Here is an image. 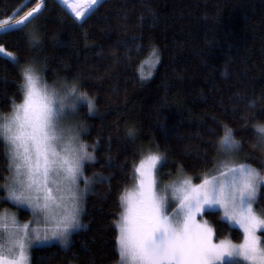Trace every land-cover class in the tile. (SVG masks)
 I'll use <instances>...</instances> for the list:
<instances>
[{
  "label": "trees",
  "instance_id": "16d2710c",
  "mask_svg": "<svg viewBox=\"0 0 264 264\" xmlns=\"http://www.w3.org/2000/svg\"><path fill=\"white\" fill-rule=\"evenodd\" d=\"M37 3L0 0V21L20 18ZM42 6L30 22L0 32V45L21 65H43L51 85L79 79L95 105L90 113L87 102L78 101L80 135L96 159L83 165L91 183L82 227L67 248L34 247L31 264H117L115 222L120 195L135 182L134 165L150 152L163 153L160 186L216 175L212 159L222 124L241 142L238 156L264 174V142L258 143L255 127L264 125V0H99L79 20L60 0ZM21 83L17 67L0 57V124L13 113V102L23 101ZM9 163L0 140V185L10 176ZM254 209L264 215V191ZM4 211L29 216L6 197ZM203 217L216 241H242L243 232L215 210Z\"/></svg>",
  "mask_w": 264,
  "mask_h": 264
},
{
  "label": "snow or ice",
  "instance_id": "6c2138e0",
  "mask_svg": "<svg viewBox=\"0 0 264 264\" xmlns=\"http://www.w3.org/2000/svg\"><path fill=\"white\" fill-rule=\"evenodd\" d=\"M61 2L78 20L85 14L74 0ZM95 3L96 0H88L89 8ZM40 7L37 4L25 13L16 26L30 22ZM12 27L7 21H0V30ZM29 42L39 46L34 34H30ZM0 57L17 67L24 96L21 104L13 102V114L5 116L0 124V140L10 161V176L4 177L6 182L0 187L8 201L26 204L34 215L39 212L46 220L51 217L56 221L43 234L35 227L29 233L28 224H18L14 216H0V229H11L8 257L5 245L0 243V264H25L27 250L33 243L56 239L66 244L71 232L80 227L82 196L91 183L83 177V160L96 157L80 141L77 126L66 121L77 101H86L90 113L95 105L80 90L78 78L61 79L59 87L55 82L50 86L43 80V65L38 68L30 60L21 65L19 56L6 51L3 45ZM254 106L255 102L249 101V107ZM242 119L247 122L249 117ZM220 127L223 135L212 159L216 175L206 176L198 184L183 178L161 187L157 175L167 157L159 151L150 152L134 165L136 188L121 193L122 212L115 222L120 264H264V239L258 235L264 234V215L254 209L258 193L264 191V174L238 156L242 145L234 138L233 129L223 124ZM255 127L258 143L264 142V125ZM127 135L134 138L135 130L129 128ZM178 171L182 172V167ZM81 177L84 189L79 188ZM4 201L5 197H0V202ZM54 204L63 208L58 218L52 214ZM208 210H215L220 220L238 225L243 232L242 241H214V228L202 219Z\"/></svg>",
  "mask_w": 264,
  "mask_h": 264
},
{
  "label": "rangeland",
  "instance_id": "374dc122",
  "mask_svg": "<svg viewBox=\"0 0 264 264\" xmlns=\"http://www.w3.org/2000/svg\"><path fill=\"white\" fill-rule=\"evenodd\" d=\"M61 1V0H60ZM99 0H96V3L93 5V6H95L96 4H97V2H98ZM74 2H75V4H76V6L77 7H81V8H83L84 10H85V13H87L91 8H89V4H88V0H74ZM44 3V0H38V3L37 4H41V7L39 8V9H37V12H39L41 9H42V4ZM37 4L33 7V8H36V6H37ZM65 5V4H64ZM66 7H67V5H65ZM33 8H31V9H33ZM68 8V7H67ZM30 9V10H31ZM68 9H70V8H68ZM29 10V11H30ZM71 10V9H70ZM29 11H27V12H29ZM72 11V10H71ZM26 12V13H27ZM37 12H35V13H33V16L37 13ZM25 15V14H24ZM24 15H22V17H24ZM22 17H20V18H17V19H13L12 18V20L10 21V22H8V25H11V26H13L12 28H15V27H17L16 26V21H19ZM82 17H83V15H82ZM4 21H6V20H4ZM11 29V28H10ZM6 30H9V29H6ZM2 31H5V30H0V32H2ZM44 80V79H43ZM44 82H46L45 80H44ZM48 85H50L51 86V84H49L48 82H46ZM23 102V101H22ZM21 102V103H22ZM82 102H84V101H82ZM20 103V104H21ZM78 101H77V105H78ZM77 107L78 106H76V109H75V111L74 112H72L71 110H69V112H70V115H69V117H68V119H67V121H66V123L67 124H69V125H74V126H77V130H78V132H79V137H80V141L82 142V143H84L83 141H82V139H81V135H80V127H79V124H78V118H77V114H78V111H77ZM13 114V113H12ZM11 114V115H12ZM2 123H4V121L2 122ZM87 151L88 152H90L88 149H87ZM146 156V155H145ZM234 158H236V157H234ZM88 159H84L83 160V165H84V163L87 161ZM158 167H159V165H158ZM14 171H15V169H14V166H13V169H12V172L14 173ZM83 177H86L85 175H84V173H83ZM83 177H81L80 178V180H79V188L80 189H84V183H83ZM135 177H136V174H135ZM184 178H188V177H184ZM158 179V178H157ZM183 179V178H182ZM189 179H191V178H189ZM192 180V179H191ZM168 183H170V182H168ZM167 183V184H168ZM192 183H194V184H198V183H200V182H194L193 180H192ZM90 185V184H89ZM162 187V186H161ZM53 188H54V195H56L57 196V198L59 199V194L58 193H55V186H53ZM135 188H136V182H134V184L127 190V191H134L135 190ZM88 190V189H87ZM86 193H87V191H85L84 193H83V196H82V201H81V212H80V215H79V221H80V227L79 228H77V229H74L72 232H71V234L69 235V237H68V239H67V242H66V244H61L58 240H56V239H52V240H48V241H42V242H40V243H33V245L31 246V247H29L28 248V250H27V253H26V255H27V259H26V261H25V264H31V251H32V249L34 248V247H36V246H42V245H47V244H52V243H57V244H59L60 246H62V247H64V248H67L68 246H69V244H70V240H71V235H72V233H74L75 231H77L78 229H80L81 227H82V225H81V215H82V211H83V207H84V199H85V195H86ZM259 194V193H258ZM169 195H170V193H169ZM5 197H6V192H5ZM70 199V198H69ZM13 205H15L16 207H18V208H20V209H22V210H24V211H27L28 213H29V216L28 217H26V218H22L18 213H16L15 211H4L2 214H0V216H4V217H8V216H14L15 217V219H16V221H17V223L18 224H20V225H24V224H28L29 225V228H28V231H29V233H31V229L33 228V227H35V228H37L40 232H41V234H43V232L46 230V228L48 227V226H50V225H54L55 223H56V221L55 220H53V219H51V217H49V219H45V217L43 216V214H41V213H39V212H37L35 215L32 213V210L30 209V208H28V206L25 204V205H18V204H16L15 202H13V201H10ZM169 211H171V209H169ZM63 213V208L61 207V208H57V206L54 204V205H52V214L53 215H57V218H58V214H62ZM198 219H200V217H198ZM202 219L203 220H206L204 217H202ZM233 226H235V227H237V228H239L240 229V227L238 226V225H236L235 223H231ZM241 231H242V229H240ZM8 231H11V229H8V230H5V229H0V243H3L4 245H5V256L6 257H8V253H7V247H8V240H9V237H8ZM258 235H261V238L262 239H264V234H262V233H260V232H258ZM213 239H214V241H216V239H215V235H214V237H213ZM227 240H230L232 243H234V244H239L240 242H234V241H232L231 239H229V238H226ZM218 242V241H217ZM237 260H239V258H236ZM117 264H120V258H119V261H118V263ZM222 264H223V262H222ZM241 264H244V262H241Z\"/></svg>",
  "mask_w": 264,
  "mask_h": 264
},
{
  "label": "water",
  "instance_id": "95a60500",
  "mask_svg": "<svg viewBox=\"0 0 264 264\" xmlns=\"http://www.w3.org/2000/svg\"><path fill=\"white\" fill-rule=\"evenodd\" d=\"M12 20V18H9L8 20H6V21H8V22H10Z\"/></svg>",
  "mask_w": 264,
  "mask_h": 264
}]
</instances>
